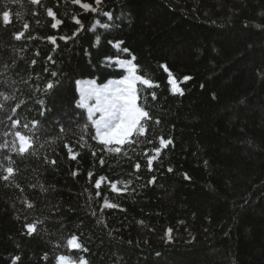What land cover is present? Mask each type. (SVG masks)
Masks as SVG:
<instances>
[{"label":"trees","instance_id":"obj_1","mask_svg":"<svg viewBox=\"0 0 264 264\" xmlns=\"http://www.w3.org/2000/svg\"><path fill=\"white\" fill-rule=\"evenodd\" d=\"M132 118L120 142L98 134ZM14 257L264 264V0H0Z\"/></svg>","mask_w":264,"mask_h":264},{"label":"snow or ice","instance_id":"obj_2","mask_svg":"<svg viewBox=\"0 0 264 264\" xmlns=\"http://www.w3.org/2000/svg\"><path fill=\"white\" fill-rule=\"evenodd\" d=\"M36 0H33V3H35ZM96 4H100L101 0H95ZM82 7L84 9H89V4L84 3L82 4ZM52 15V12L49 11V16ZM3 21L5 24H7L9 22V13L8 12H4L3 13ZM57 23H59V21H57ZM53 28L56 27V24L52 25ZM20 37L17 36V39H19ZM132 86L129 85V88H131ZM126 102L127 104L130 106L127 111H129L130 113H137L139 116H144L145 113L141 112L138 108L135 107V104L137 102V97L135 94H130L127 98H126ZM137 123V119L136 118H132L131 120L128 121L127 125L125 124L124 121H121L120 125L117 126V128L115 129V131L111 134V139L116 140L117 142H120L122 140L123 135L127 134L128 131H130L131 126ZM22 145H21V149L20 151L23 152L24 151V144L26 143V141H24L23 137H20ZM161 143L163 144L164 141L161 140ZM168 143H171V141H169ZM152 161L149 160V164H151ZM169 171H171V169H169ZM6 172L8 175H5L3 177V179L5 181L9 180V176L13 173V168L12 167H8L6 169ZM185 179H188L187 176H185ZM97 187H99V181H97ZM109 207H111V205H109ZM27 231L28 233H32L33 232V227L31 225L27 226ZM75 241V237H73L72 240L69 241V244L71 245L73 242ZM19 259V257H14L12 260V264H16V261ZM60 261L64 260L63 256L59 257ZM81 264H83V262H81Z\"/></svg>","mask_w":264,"mask_h":264},{"label":"rangeland","instance_id":"obj_3","mask_svg":"<svg viewBox=\"0 0 264 264\" xmlns=\"http://www.w3.org/2000/svg\"><path fill=\"white\" fill-rule=\"evenodd\" d=\"M101 133H102V132H100L99 134H101ZM110 137H111V135H110L108 132H105V133L103 134V139H104L105 141L113 140V139H111Z\"/></svg>","mask_w":264,"mask_h":264}]
</instances>
